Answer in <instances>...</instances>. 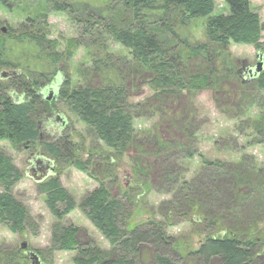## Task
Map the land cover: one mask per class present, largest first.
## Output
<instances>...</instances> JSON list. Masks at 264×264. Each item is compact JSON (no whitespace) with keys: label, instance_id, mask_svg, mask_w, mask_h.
I'll return each instance as SVG.
<instances>
[{"label":"trees","instance_id":"trees-1","mask_svg":"<svg viewBox=\"0 0 264 264\" xmlns=\"http://www.w3.org/2000/svg\"><path fill=\"white\" fill-rule=\"evenodd\" d=\"M43 1L46 12H66L73 20H80L84 35L91 38L85 46L93 66L85 68L81 65L78 71L86 81L88 73L96 70L102 84L93 86L87 81L78 86L68 75L59 88L58 99L53 102L43 100L38 94L41 84L32 78L31 67L9 59L7 53L14 49L8 47V39L12 38L7 39L6 34L0 33V73L6 67H16L13 69L20 71L10 72L9 80L0 76V140H7L14 148L38 141L37 121L43 119L44 112L62 102L86 124L97 140L109 148V152H101L98 160H93L95 153L91 151H87V159L82 160L80 155L86 150L82 138L74 141L71 132L41 143V149L55 165L72 163L99 182V186L80 203L75 202L58 178L42 183L40 189L46 195V203L58 218L53 226L50 250H76L75 264H143L142 248L150 244L156 250L151 264H179L165 251L177 246L168 235L167 227L180 220L181 223L190 221L206 233L199 249L190 253L200 264H212L214 259L220 264H254V251L264 241V168H258L246 156L235 163H225L208 160L199 154V171L187 179L183 174L188 169L182 167V163L192 160L198 152L188 150L182 143H165L164 146L173 147L182 144L177 154L169 157L168 171L164 172L168 183L164 191L172 197L161 202L155 211L150 210L147 220L134 226L130 220L133 214L112 195L105 182L106 178L117 180L111 166L137 142L134 122L140 118L137 115L139 104H133L127 97V77L140 71L151 73L149 86L157 97L184 91L197 94L215 86L216 75L211 71L190 74L182 68L187 50L189 56H198L207 53L209 46H194L187 38H182V47L178 42L167 40L166 31L179 39L177 27L186 26L192 19L203 18L210 43L225 47L231 42L251 44L261 49L264 21L253 9L251 0H225L227 13H215V0H35L39 6L44 4ZM0 2L7 4L5 0ZM116 2L118 8L115 11ZM89 6L96 9L98 17L87 11ZM27 21L32 27H26L24 33L14 38L20 43L34 44L43 59L48 57L52 61L51 65L57 64L65 53L71 55L80 45L78 39H71L66 42L65 53L56 52L59 44L48 37L46 16L35 5L28 13ZM109 40L122 46L125 53L113 54L106 42ZM52 70L57 73L55 66ZM233 71L238 73V69ZM41 77L47 76L42 74ZM253 87L255 92L244 103L257 102L262 112L246 121L255 134L254 140L249 142L264 144V97L261 98L264 68L253 81ZM178 167L184 172L181 173ZM133 169L135 178L144 174L145 168L139 162ZM22 177L13 159L0 148V183L4 187L0 193V222L13 232H22L26 223H31L27 209L11 193ZM146 184L147 181L141 180L137 189L131 190L130 186L126 190L133 205H141L138 197L145 192H139V187ZM76 208L102 233L112 249L104 250L92 241L81 243L77 237L78 228L61 225L63 215ZM156 212L162 218H157ZM19 254L16 250L0 249V264H28V258Z\"/></svg>","mask_w":264,"mask_h":264},{"label":"rangeland","instance_id":"rangeland-1","mask_svg":"<svg viewBox=\"0 0 264 264\" xmlns=\"http://www.w3.org/2000/svg\"><path fill=\"white\" fill-rule=\"evenodd\" d=\"M5 1H7L5 5L0 2V33L6 34L7 39L12 38L8 39V47L14 49L12 51L14 54L9 52L7 55L16 64L23 63L31 67V71L34 72L31 73L32 78L38 80L39 85H43L55 77V72L52 70L54 66L57 69L56 72L61 76L59 83L70 75L74 84L78 86L87 81L93 86L102 84L100 73L96 70L88 73L89 77L86 81L78 71L81 65H84L85 68L93 66L85 46V42H90L91 38L88 34L84 35L86 33L83 32L80 20H73L72 16L66 12L49 10L52 9L51 7L48 9L49 12H46L47 6L44 1L42 7L37 5L39 3H36L35 0ZM251 2L253 9L264 21V0H251ZM117 3H114V6H117ZM32 4L46 16L45 27L49 32L48 37L55 39L59 44V47L55 48L56 52L65 53L67 41L79 40L80 45L75 48V52L71 55L65 53V56L57 64L51 65L52 61L48 57L43 59L34 44L26 41L20 43L16 40L19 34L24 33L26 27L30 26L27 15L33 8ZM215 5V13L228 12L225 0H215ZM117 8L118 6L114 8L115 11ZM87 11L95 15L97 13L96 9L90 6ZM96 17L98 16L96 15ZM205 22L203 18L192 19L186 26L177 27L179 39H176V36L168 31H166V37L170 42H178L182 47V38H187L194 46L207 44L209 46L207 53L203 52L198 56H189L190 51L187 50L184 54L187 58L184 59L182 68H185L186 72L190 74L211 71L212 75H216L215 86L197 94L184 91L157 97L156 92L149 86L151 73L141 71L132 73L125 81L129 101L139 104L137 115L140 118L134 122L138 134L137 142L130 145L123 158L111 166L116 173L117 180L110 181L109 178H106L105 182L112 195L120 199L127 211L133 214L130 218L132 226L147 220L150 210L155 211L161 202L172 197V194H166L164 191L168 187L164 172L168 171L169 157L177 154L178 147L182 144L188 150L198 152V155L192 160L182 163V167L188 169V172L183 174L187 179L199 171V154L208 160H219L225 163H235L246 156L254 161L258 168H264V144H250L249 141L254 140L255 134L248 128L246 122L247 119L256 118L262 109L257 102L249 105L244 103L245 99L255 92L253 87V81L257 77L255 72L260 64L264 63V32L261 49H257L251 44L232 42L227 47L219 46L208 41ZM106 42L113 54L122 55L125 53V49L118 43L110 40ZM38 55L41 57L40 59H38ZM13 68L16 67H9V69L6 67L2 71L20 73L19 69ZM234 68L238 69L237 74H234ZM42 74L47 77H41ZM9 78L10 76H5V79L9 80ZM61 87L62 84H60V89ZM263 97L264 93H261V98ZM57 107L59 111L63 112L65 120L68 121L65 133H73L74 141H79L82 138L86 149L80 155L82 160L87 159V151L95 153L93 160H98L101 152H109V148L102 141L97 140L95 135H92L88 130L86 124L70 112L62 102H58ZM43 115L41 116L43 117ZM185 129H190V132H185ZM191 133H195V135ZM43 140L49 142V139ZM167 142L182 144L175 147L164 146ZM23 146L14 148L7 140H0V148L13 159L14 164L23 175L22 179L13 186L11 193L25 206L31 223L30 221L26 223L22 232H13L8 225L0 222V249L19 251L20 256L28 258V264L35 263L31 254L27 253L28 249L26 250V248L28 247H30L29 250H34L40 255L43 264H75L76 250H50L53 245V226L58 222V218L51 212L46 203V195L40 189L42 183L48 180L47 178L42 180H38L37 177L33 178L31 172L28 171L29 152L40 153L44 158H51L43 148L41 149L40 144L32 151ZM137 162L145 169L143 175L135 178L133 167L137 165ZM178 169L182 170L180 167ZM183 172L182 170L181 173ZM145 174L148 175L147 178ZM55 177L59 179L61 185L76 203H80L84 196L99 186V182L94 177L78 170L72 163L57 164ZM141 180L147 181L148 184L142 188L139 187V192L144 191L145 193L139 195L138 200L141 205L136 206L129 200L126 190L130 186L131 190L137 189V184ZM3 191L4 187L0 183V193ZM60 209L63 210L64 207ZM156 217L162 218L157 212ZM60 222L63 226L78 228L77 237L81 243L92 241L104 250L112 249L109 241L80 209L76 208L63 215ZM167 233L177 242V246H172L165 251L167 256L179 264H200L190 253L199 249L206 233L201 232L190 221L181 223L180 220L176 221L173 226H168ZM23 244L27 245L26 248H23ZM257 246L259 247V245ZM183 247L184 249H182ZM260 250L257 248L254 252ZM155 253L156 250L153 246L145 245L142 248L143 264H151ZM212 264L220 263L214 259ZM254 264H264V258L257 257Z\"/></svg>","mask_w":264,"mask_h":264},{"label":"flooded vegetation","instance_id":"flooded-vegetation-1","mask_svg":"<svg viewBox=\"0 0 264 264\" xmlns=\"http://www.w3.org/2000/svg\"><path fill=\"white\" fill-rule=\"evenodd\" d=\"M56 74V75H55ZM54 74V78H52L49 82L44 83L41 90L38 91L39 96L48 102L56 101L59 93L60 84L59 79H61L60 74L57 72ZM9 76V75H8ZM10 79V78H9ZM8 80V79H6ZM43 119L37 121V129L39 130L38 141L33 143H26L23 147L25 149L35 150L37 145L42 142H46V140L42 139H52L57 136L63 135L66 129L68 128V121L65 120L63 112L59 111L58 107H53L50 111L43 113ZM45 137V138H44ZM23 148V149H24ZM24 149V150H25ZM29 157L27 162L29 163V173L33 178H38L39 176H43L44 179L47 180L56 178V165L51 159L44 158L40 153H28ZM260 251H256L255 260L257 257L264 258V241L260 242V246L258 247ZM28 249V250H27ZM30 247L26 248L27 253L31 254L30 256L33 259L34 264H43L41 257L34 250H29ZM259 259V258H258Z\"/></svg>","mask_w":264,"mask_h":264},{"label":"water","instance_id":"water-1","mask_svg":"<svg viewBox=\"0 0 264 264\" xmlns=\"http://www.w3.org/2000/svg\"><path fill=\"white\" fill-rule=\"evenodd\" d=\"M261 68V69H260ZM264 68V63H261L260 64V66L258 67V69H257V71L255 72V75L257 76L258 74H259V71H261L262 69ZM260 69V70H259ZM10 73L9 72H6V71H3L2 73H1V76L2 77H5V76H7V75H9ZM44 177L41 175V176H39L37 179L38 180H42ZM23 246V248H26V244H23L22 245Z\"/></svg>","mask_w":264,"mask_h":264}]
</instances>
